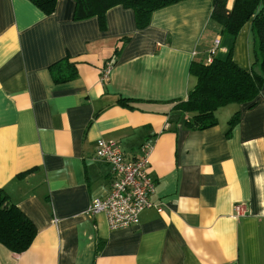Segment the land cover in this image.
<instances>
[{
    "label": "crops",
    "instance_id": "crops-1",
    "mask_svg": "<svg viewBox=\"0 0 264 264\" xmlns=\"http://www.w3.org/2000/svg\"><path fill=\"white\" fill-rule=\"evenodd\" d=\"M73 11L74 0H57L50 14L29 0H0V189L36 229L23 252L0 243V264H264V84L253 101L218 108L212 127L185 128L186 113L169 121L173 101L195 85L192 60L230 51L249 71L250 20L235 37L222 33L212 0L155 9L142 29L121 5L106 11L103 30ZM66 57L77 76L54 83L48 68ZM98 139L130 158L153 145L157 206L136 225L110 229L104 213H88L111 182L94 156Z\"/></svg>",
    "mask_w": 264,
    "mask_h": 264
},
{
    "label": "trees",
    "instance_id": "trees-1",
    "mask_svg": "<svg viewBox=\"0 0 264 264\" xmlns=\"http://www.w3.org/2000/svg\"><path fill=\"white\" fill-rule=\"evenodd\" d=\"M44 14L54 11L57 0H29ZM181 0H74L73 20L79 21L96 17L100 29L105 28V13L116 5L133 11L137 29L149 24L155 9ZM212 0L211 19L221 26V32L235 37L241 26L248 20L254 39L252 62L249 71L240 67L229 51L223 58L213 56L209 62L192 60L189 73L196 78L195 85L183 100L173 101L174 113L169 121H178L183 113L187 129L202 130L217 124L215 112L230 103L251 102L264 84V0ZM257 66V70L254 67ZM54 83L67 82L77 76L76 62L63 58L48 68ZM118 103L132 107L129 99L120 98ZM238 120L235 112L228 120V131ZM36 234L32 222L13 204L0 189V243L14 253L25 251Z\"/></svg>",
    "mask_w": 264,
    "mask_h": 264
},
{
    "label": "built area",
    "instance_id": "built-area-1",
    "mask_svg": "<svg viewBox=\"0 0 264 264\" xmlns=\"http://www.w3.org/2000/svg\"><path fill=\"white\" fill-rule=\"evenodd\" d=\"M219 39L214 40V47ZM215 49L210 51L207 62L211 61ZM113 65L104 63L102 77H106ZM153 149L150 142H144L132 158L126 156L118 143L113 140L98 139L94 156L104 160L110 167L111 182L108 193L103 197H95L90 202L88 213L95 215L104 213L110 229L133 226L138 223V214L150 207H156L150 200L154 193L155 182L149 173V158ZM244 205L236 203L237 214L244 212Z\"/></svg>",
    "mask_w": 264,
    "mask_h": 264
}]
</instances>
